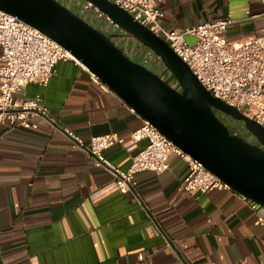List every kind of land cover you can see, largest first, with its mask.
<instances>
[{
    "label": "crops",
    "instance_id": "1",
    "mask_svg": "<svg viewBox=\"0 0 264 264\" xmlns=\"http://www.w3.org/2000/svg\"><path fill=\"white\" fill-rule=\"evenodd\" d=\"M160 6V24L170 30L232 20L227 29L232 41L258 34L264 24L259 0H161ZM139 51L130 48L127 54L161 68L148 49ZM2 53L0 47V58ZM18 96H40L59 126L86 141L108 133L123 137L106 151L121 169L147 143L132 135L144 119L75 61H60L47 87L31 83ZM169 162L164 173L135 175L140 204L132 193L119 191L110 171L96 167L41 117L11 131L0 122V264L264 262L258 219L264 207L231 188L184 193L188 164L176 154Z\"/></svg>",
    "mask_w": 264,
    "mask_h": 264
},
{
    "label": "built area",
    "instance_id": "2",
    "mask_svg": "<svg viewBox=\"0 0 264 264\" xmlns=\"http://www.w3.org/2000/svg\"><path fill=\"white\" fill-rule=\"evenodd\" d=\"M57 1L109 34L115 44L126 53L130 48L133 54L139 53L142 48L148 49L164 66L161 72H155L162 74L165 79H172L174 74L158 55L133 38L93 2ZM108 1L164 39L214 97L236 107L264 128V24L258 34L241 41H232L227 37L228 25L232 22L229 19L211 20L182 30H170L160 24L164 15L161 0ZM259 1L264 5V0ZM189 38L194 41H189ZM0 47L3 52L0 58V122L7 124V130L26 126L34 116L41 117L68 138L74 148L88 154L96 167L110 171L119 191L122 194L132 193L140 204L142 199L135 189V175L142 171L164 173L170 168L169 161L173 154L181 157L189 167L182 185L184 193L203 195L218 188L230 189L228 184L209 171L202 162L168 140L156 126L146 120L142 127L132 133L135 139L146 140V145L132 157L128 168L117 167L106 156V151L122 144L123 137L117 133H108L93 136L86 141L71 128L59 126L40 96L33 99L18 96L31 83L47 87L57 72V64L62 60H72L87 68L68 49L41 30L3 10H0ZM88 71L94 82L108 87L99 76ZM177 82V78H173L172 83ZM223 115L233 120L227 114ZM240 124L233 128V134L238 135L241 131ZM242 124L244 130L250 133L243 122ZM258 219L264 227V215H259ZM139 259L143 260L144 256L140 255Z\"/></svg>",
    "mask_w": 264,
    "mask_h": 264
},
{
    "label": "water",
    "instance_id": "3",
    "mask_svg": "<svg viewBox=\"0 0 264 264\" xmlns=\"http://www.w3.org/2000/svg\"><path fill=\"white\" fill-rule=\"evenodd\" d=\"M88 1L158 55L176 76L181 90L131 59L109 34L57 0H0V10L68 49L168 140L202 162L231 189L264 207V128L214 97L164 39L125 10L108 0ZM217 111L243 122L257 143L232 134Z\"/></svg>",
    "mask_w": 264,
    "mask_h": 264
},
{
    "label": "rangeland",
    "instance_id": "4",
    "mask_svg": "<svg viewBox=\"0 0 264 264\" xmlns=\"http://www.w3.org/2000/svg\"><path fill=\"white\" fill-rule=\"evenodd\" d=\"M156 61H158L157 59H156ZM159 62H160V60H159ZM162 64V63H161ZM165 65V64H164ZM154 66V68H151L153 71H156V72H161L162 71V69H164V66L162 65L161 66V68L159 69V67L157 66V65H153ZM166 66V65H165ZM236 126H237V122H235L234 123ZM239 125V124H238ZM241 126H240V128H241V131H239L238 132V135L239 136H241V137H243L245 140H247V141H250L253 137L251 136V134L250 133H247L245 130H244V127L242 126L243 124H242V122H241V124H240ZM232 133H234V132H232ZM250 142H252V141H250Z\"/></svg>",
    "mask_w": 264,
    "mask_h": 264
},
{
    "label": "flooded vegetation",
    "instance_id": "5",
    "mask_svg": "<svg viewBox=\"0 0 264 264\" xmlns=\"http://www.w3.org/2000/svg\"><path fill=\"white\" fill-rule=\"evenodd\" d=\"M217 115L218 117L229 127V129L234 132V129L236 127V125L234 124L235 122H237L238 124H240L241 122L237 121V120H231L229 119L227 116L223 115L222 112L217 111ZM237 124V125H238ZM253 137V136H252ZM250 141H252L253 143H256L257 141L255 140V138H252Z\"/></svg>",
    "mask_w": 264,
    "mask_h": 264
},
{
    "label": "trees",
    "instance_id": "6",
    "mask_svg": "<svg viewBox=\"0 0 264 264\" xmlns=\"http://www.w3.org/2000/svg\"><path fill=\"white\" fill-rule=\"evenodd\" d=\"M99 30H101L100 28H98ZM148 67V66H147ZM149 69H151L150 67H148ZM152 70V69H151ZM167 83H169L170 85H172L173 87H175V88H177V89H179V90H181V87H180V84H179V82H177L176 84L175 83H172V80H173V78H176V76L175 75H173V77H172V79L170 80V79H165L164 78V76L162 75V74H159ZM231 131V130H230ZM231 133H232V131H231ZM233 134V133H232ZM257 143V142H256ZM255 143V144H256Z\"/></svg>",
    "mask_w": 264,
    "mask_h": 264
},
{
    "label": "bare ground",
    "instance_id": "7",
    "mask_svg": "<svg viewBox=\"0 0 264 264\" xmlns=\"http://www.w3.org/2000/svg\"><path fill=\"white\" fill-rule=\"evenodd\" d=\"M75 57V56H74ZM78 60V59H77ZM79 61V60H78ZM170 61V60H169ZM80 62V61H79ZM81 63V62H80ZM83 66H85L83 63H81ZM86 67V66H85ZM87 68V67H86Z\"/></svg>",
    "mask_w": 264,
    "mask_h": 264
}]
</instances>
